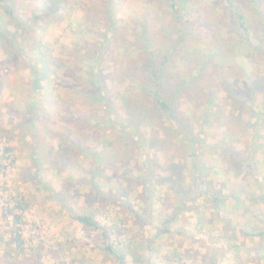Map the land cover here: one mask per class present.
<instances>
[{
  "label": "rangeland",
  "instance_id": "374dc122",
  "mask_svg": "<svg viewBox=\"0 0 264 264\" xmlns=\"http://www.w3.org/2000/svg\"><path fill=\"white\" fill-rule=\"evenodd\" d=\"M176 1L179 28L165 0H65L57 12L51 0H7L22 21L0 38V264H118L107 239L130 264L143 251L128 209L155 225L189 209L152 244L154 264H204L220 249L215 264H264V240L253 250L243 233L264 228V0ZM158 68L176 124L139 88ZM14 233L23 252L8 247Z\"/></svg>",
  "mask_w": 264,
  "mask_h": 264
},
{
  "label": "trees",
  "instance_id": "16d2710c",
  "mask_svg": "<svg viewBox=\"0 0 264 264\" xmlns=\"http://www.w3.org/2000/svg\"><path fill=\"white\" fill-rule=\"evenodd\" d=\"M64 1L65 0H51L50 2V6L51 4L53 5V3L55 4V11L57 12L58 10H60L62 8V6L64 5ZM112 0H109L110 3ZM167 2V4L169 5V7L171 8L175 20H176V24L175 27L179 28V25L181 23V18L182 15L180 14V8L177 6V1L176 0H165ZM7 0H0V38H3L5 36V32L6 35L7 34H11L10 31H7V20L9 19H15L16 21L21 22L22 19L17 17L14 13L13 8L8 5ZM230 11L232 13V18L234 21L238 22L239 25L246 29L244 24H243V14L242 12H240L233 4L231 5ZM2 13V15H1ZM3 15L6 16V18L4 19ZM35 19L37 20L38 17H35ZM111 25H113L112 21L110 22ZM251 36V34H249ZM8 37V36H6ZM37 48V50L39 51L41 49V47L37 44L35 46ZM93 55V56H92ZM90 57V59L92 58L93 60H95L96 65H93V68H91V78H92V84L94 87L97 86V90L99 91V93L101 94V99L102 96L105 97L104 93L102 92V88L103 85L100 84V73L99 71L101 70L100 67V62L101 60L99 59V54L98 51L95 49V51L93 52ZM80 60H82V62H87V57L85 55H80ZM152 67V66H150ZM97 68V69H96ZM157 69H152V73L148 75V80H146V85L148 86L147 88H145L144 86H140V89H145V90H151L153 93V102L155 103V106L162 112V115L168 117L174 124H176L178 122V118L174 115L173 109L171 107V98L170 96L165 97L162 93L168 94L167 92V87L168 86V82L166 80V78L164 77L163 74V70L158 68ZM203 66L201 65L199 67V70H202ZM37 74V73H35ZM192 76L191 72L188 73V77ZM99 82V83H97ZM177 89V91L181 90L182 88H187L186 84L183 83H179L177 85V87H175ZM176 91V92H177ZM107 100V99H106ZM248 100L246 102H248V106H253V103L250 99H245ZM264 102V101H263ZM263 108H264V103H263ZM264 109H261L259 112L260 117H262L264 115ZM251 113L254 114V110L251 111ZM258 113H256L257 115ZM254 118V117H253ZM252 118V119H253ZM27 119L30 121L29 123L33 122V116L26 118L23 117V122L25 123L27 121ZM256 125H258L259 123H262V121L260 122V120H257ZM186 134V133H185ZM186 141L191 145V150H192V156L196 157V148H197V144L199 143V139L198 136H195L193 134H188V136L186 137ZM7 151L9 150L8 147L5 148ZM195 151V154H194ZM232 155H234V159H236V161H239L240 163L243 162V158H241L239 156V154L233 153ZM191 156V155H190ZM196 160V158H195ZM248 159H245V161H247ZM105 196H107L105 194ZM109 197V196H108ZM110 200H112L113 202H117V203H121V201L116 200L115 198H113L112 196L110 197ZM181 204L179 206V208H183L184 204L186 203H190L192 202L190 195H186L183 199V201H180ZM135 222L137 223V225L140 228L141 231V242H142V253L140 256H136L137 253H135L136 250L133 249V251H131L132 259L133 261H130V264H154L152 263V253H151V249H152V244L155 242V240L160 237L161 235L165 234V233H170L171 232V223L173 221L176 220V216L179 212L181 211H185V210H189V209H173V213H171V215L169 217H167L164 221H162L159 225H155L152 223V218L150 216L149 211L147 210V212L145 211L144 215H140L139 213L133 211L132 209H128ZM218 210V209H216ZM70 211V209H69ZM71 212V216L75 219V221H77L78 223L81 224L82 228L84 230H89V229H93L96 230L98 233H100V236H104L105 238H107L108 236H106V230L105 228H103L102 226H100L97 221H95V219L93 218V215L90 213H79V212H75V211H70ZM14 217V222L16 223L20 217L18 215L13 214ZM182 232V231H181ZM257 235H264V230L256 233ZM252 236H254V234H251ZM226 240V239H225ZM104 241V249L112 254V256L114 257V259L118 262V264H128L125 260V254L124 252H120V250L118 248H116V246H114L113 244H110L107 240H103ZM227 242V240H226ZM8 247L11 248L12 250L15 248L20 247L23 244V239H21V235H19L18 233H14L12 236H10V238L8 239ZM13 245V246H12ZM128 250L130 251V245ZM23 252V249H22ZM225 251H223L222 249H220L219 251L217 250V252L214 254H210V258L206 261H204V264H215V260L217 258V256L223 255ZM24 254V253H23ZM203 259V258H202Z\"/></svg>",
  "mask_w": 264,
  "mask_h": 264
},
{
  "label": "crops",
  "instance_id": "0c3cea01",
  "mask_svg": "<svg viewBox=\"0 0 264 264\" xmlns=\"http://www.w3.org/2000/svg\"><path fill=\"white\" fill-rule=\"evenodd\" d=\"M252 224V223H251ZM264 227V226H263ZM246 228V227H245ZM252 227H250V229H244V231H243V233L245 234V235H248V238H249V235L252 237ZM260 231H257L256 233H259V232H261V231H263L264 230V228H261V229H259ZM255 233V237H252L253 239H252V241H250V243H248V244H245V246L246 247H250V248H254L253 250H255V248H256V246H258V244L260 243V245L262 246V244H263V240H264V235H257ZM225 239L227 240V242H226V240H225V242L226 243H228L229 244V246H230V242H231V240L228 238V237H225ZM259 241V242H258ZM246 242V241H245ZM244 244V243H243ZM264 250V249H263ZM241 260V259H240ZM234 262H236V261H234ZM237 263V262H236ZM240 263H242V260H241V262ZM235 264V263H234Z\"/></svg>",
  "mask_w": 264,
  "mask_h": 264
}]
</instances>
